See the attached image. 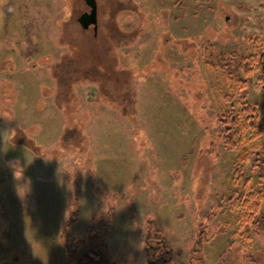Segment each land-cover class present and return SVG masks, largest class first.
<instances>
[{"label":"rangeland","instance_id":"1","mask_svg":"<svg viewBox=\"0 0 264 264\" xmlns=\"http://www.w3.org/2000/svg\"><path fill=\"white\" fill-rule=\"evenodd\" d=\"M96 1L95 35L85 0H0V264H148L150 221L176 264H264V203L241 229L230 202L264 178L251 163L234 178L220 122L246 103L264 127V0ZM108 42L122 83L92 71L59 85L58 63L98 69ZM96 242L99 262L84 253Z\"/></svg>","mask_w":264,"mask_h":264},{"label":"trees","instance_id":"2","mask_svg":"<svg viewBox=\"0 0 264 264\" xmlns=\"http://www.w3.org/2000/svg\"><path fill=\"white\" fill-rule=\"evenodd\" d=\"M85 31H89L90 34L94 33L96 35L97 30L94 29H84ZM120 31V30H119ZM88 33V32H87ZM121 33V31H120ZM106 36H108L106 34ZM67 38V37H66ZM97 38V37H96ZM95 38V39H96ZM98 40V39H97ZM71 41V38H67V43ZM76 44H80L79 41H75ZM72 43L70 42V45ZM110 42L107 43V45H104L106 48L103 52H109L110 56L108 54V60L102 61L98 66L90 65L88 66L87 63L82 61L81 58H72L68 57V59L61 62L59 65L57 64L56 67V73L58 78L59 85L66 86L70 79L74 78L75 75L81 74L82 72H92L96 71V73L100 75H104L108 82V84H113V81L118 82V80L121 81V83L124 81V77L128 75L126 71L122 72L121 69H119L117 64L116 55L114 56V51H112V44L110 47ZM255 56L245 57L242 61V66L245 67L247 64H250L251 61L254 65H256L255 62ZM86 60V59H85ZM73 63L75 64L73 67ZM77 65V66H76ZM84 67L83 70L81 68ZM88 66V67H87ZM74 69H73V68ZM252 69V68H251ZM250 69V70H251ZM104 73V74H103ZM129 77V76H128ZM231 82H233V88H236V95L240 93V89H243L245 87V80L243 79H233L231 78ZM123 87V85H121ZM224 97L226 98V101L232 102V96L230 94H225ZM125 104V103H123ZM126 105V104H125ZM244 106L241 108V110H236L234 106L232 105L230 108H228L225 113L221 116L220 122L222 124V134L223 139L228 147H230L232 150L235 151V164L233 168V174L234 178L240 179L244 176V167L251 163L252 170L255 171L260 178H264V127L260 125V123L256 120L255 116V109L251 104H243ZM249 131L253 133V136L249 137ZM75 130H68L63 135V140H68L70 135L73 134ZM23 135V134H22ZM26 139L25 135H23ZM255 137L256 139H260V142L257 144L255 143ZM25 138H22L24 140ZM26 142V141H25ZM23 143V142H21ZM31 143V142H28ZM31 147V146H29ZM250 177L245 176L244 178V187L247 186L250 182ZM237 193V192H236ZM230 202L232 204H239L241 207L240 212V219L239 224L240 228H247L250 225L256 226L258 216L262 207V204L264 203V188L257 191H242V194L236 195L234 194L233 198H230ZM74 217V216H73ZM95 219L94 221H96ZM76 218H71L66 223L67 226H69L71 223L75 222ZM94 223V222H93ZM100 228L107 230V233H109V228L111 227V224L108 225V221L106 220H100ZM147 233L143 238V247L144 252L147 257L148 264H176L175 263V250L172 246L171 241L167 238L166 235H164L163 231L161 229L156 228V225L153 221H150L147 226ZM90 238L89 242L94 244L95 239L97 240V229L95 226H91L90 230ZM105 235V234H104ZM103 235V237H104ZM62 237L65 239V241L70 242V244L67 243L66 248L69 252H77L79 250V243H82V239L80 238H74L68 235H62ZM97 244L94 247H90L89 249L84 250V253L87 255L88 258L94 261H98L102 258L103 253L100 251V247L102 245V242H96ZM82 252V251H81ZM106 261H110V259L106 258ZM113 264H120L113 260L110 261ZM64 264H75L74 260L71 259L67 261Z\"/></svg>","mask_w":264,"mask_h":264},{"label":"water","instance_id":"3","mask_svg":"<svg viewBox=\"0 0 264 264\" xmlns=\"http://www.w3.org/2000/svg\"><path fill=\"white\" fill-rule=\"evenodd\" d=\"M89 10L87 12L82 13L78 22L84 29H89L91 26L94 27L95 30L98 28V5L96 0H85Z\"/></svg>","mask_w":264,"mask_h":264},{"label":"crops","instance_id":"4","mask_svg":"<svg viewBox=\"0 0 264 264\" xmlns=\"http://www.w3.org/2000/svg\"><path fill=\"white\" fill-rule=\"evenodd\" d=\"M0 173H2V172L0 171ZM2 192H3V190L0 193H2ZM2 194H4V192Z\"/></svg>","mask_w":264,"mask_h":264},{"label":"flooded vegetation","instance_id":"5","mask_svg":"<svg viewBox=\"0 0 264 264\" xmlns=\"http://www.w3.org/2000/svg\"><path fill=\"white\" fill-rule=\"evenodd\" d=\"M85 12H87V11H85ZM84 13V12H83Z\"/></svg>","mask_w":264,"mask_h":264}]
</instances>
